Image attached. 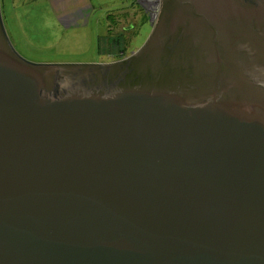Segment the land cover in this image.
I'll list each match as a JSON object with an SVG mask.
<instances>
[{"label": "water", "instance_id": "1", "mask_svg": "<svg viewBox=\"0 0 264 264\" xmlns=\"http://www.w3.org/2000/svg\"><path fill=\"white\" fill-rule=\"evenodd\" d=\"M152 3L111 63L28 61L0 13V264H264V0Z\"/></svg>", "mask_w": 264, "mask_h": 264}, {"label": "rangeland", "instance_id": "2", "mask_svg": "<svg viewBox=\"0 0 264 264\" xmlns=\"http://www.w3.org/2000/svg\"><path fill=\"white\" fill-rule=\"evenodd\" d=\"M153 1H93L80 17L84 10L65 8L62 0L58 14L81 10L72 22L62 20L47 0H0V13L12 46L28 61L111 63L145 43L152 30L148 13L156 7Z\"/></svg>", "mask_w": 264, "mask_h": 264}, {"label": "crops", "instance_id": "3", "mask_svg": "<svg viewBox=\"0 0 264 264\" xmlns=\"http://www.w3.org/2000/svg\"><path fill=\"white\" fill-rule=\"evenodd\" d=\"M62 0H47V2L49 3L50 6L53 7V9H55V12L58 14V12L56 11V8H58V4L61 2ZM65 2V8H68V9H82V8H85L87 9L88 8V5L91 6L92 2L93 1H96V2H103L104 0H63ZM121 1V0H120ZM84 10V9H82ZM81 11V10H80ZM75 15H61L60 13L58 15H61V19L64 20L65 22H72L73 20H76L78 17L77 15L79 14V12ZM85 11L84 10V13H81L82 16L85 15Z\"/></svg>", "mask_w": 264, "mask_h": 264}, {"label": "flooded vegetation", "instance_id": "4", "mask_svg": "<svg viewBox=\"0 0 264 264\" xmlns=\"http://www.w3.org/2000/svg\"><path fill=\"white\" fill-rule=\"evenodd\" d=\"M138 2H139V0H138ZM158 9H159V7H158V5H157V6L154 7L152 10L149 11V13H148V19H149V20H150V19H155ZM119 52L122 53V50L119 51ZM133 52H134V51H133ZM131 53H132V52H131ZM131 53H130V54H131ZM121 57H125V56H124V55H121ZM122 59H123V58H122ZM118 60H121V59H117V60H115V61H118Z\"/></svg>", "mask_w": 264, "mask_h": 264}, {"label": "trees", "instance_id": "5", "mask_svg": "<svg viewBox=\"0 0 264 264\" xmlns=\"http://www.w3.org/2000/svg\"><path fill=\"white\" fill-rule=\"evenodd\" d=\"M100 44V43H99ZM99 47V46H98Z\"/></svg>", "mask_w": 264, "mask_h": 264}]
</instances>
